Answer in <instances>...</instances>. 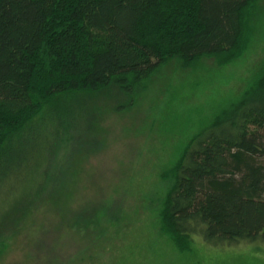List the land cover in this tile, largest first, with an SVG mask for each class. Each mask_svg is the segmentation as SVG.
Segmentation results:
<instances>
[{"label": "trees", "instance_id": "16d2710c", "mask_svg": "<svg viewBox=\"0 0 264 264\" xmlns=\"http://www.w3.org/2000/svg\"><path fill=\"white\" fill-rule=\"evenodd\" d=\"M255 1L0 0V237L48 192L52 156L80 139L87 99L114 88L128 106L172 58L233 61L250 42ZM157 232L177 252L195 237L264 243V52L241 93L180 152Z\"/></svg>", "mask_w": 264, "mask_h": 264}, {"label": "rangeland", "instance_id": "374dc122", "mask_svg": "<svg viewBox=\"0 0 264 264\" xmlns=\"http://www.w3.org/2000/svg\"><path fill=\"white\" fill-rule=\"evenodd\" d=\"M252 12L250 42L233 61L172 58L128 106L114 88L87 99L79 128L71 125L80 139L52 156L48 192L0 237V264H264L259 241L195 237L192 250L177 252L157 232V208L180 152L241 93L264 52V0ZM82 215L96 219L83 231L72 228Z\"/></svg>", "mask_w": 264, "mask_h": 264}]
</instances>
